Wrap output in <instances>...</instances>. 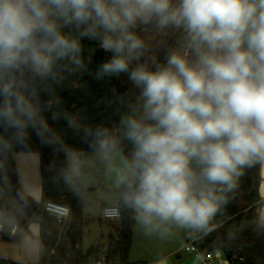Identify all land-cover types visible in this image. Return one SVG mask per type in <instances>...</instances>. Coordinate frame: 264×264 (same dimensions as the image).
Instances as JSON below:
<instances>
[{
	"label": "clouds",
	"instance_id": "obj_1",
	"mask_svg": "<svg viewBox=\"0 0 264 264\" xmlns=\"http://www.w3.org/2000/svg\"><path fill=\"white\" fill-rule=\"evenodd\" d=\"M138 24L183 30L187 51L139 63ZM69 28L102 36L112 56L99 75L126 74L138 90L119 139L96 132L105 154L131 145L116 171L123 204L147 235L206 224L219 193L264 164V0H0V123L41 135L30 85L61 61L82 67Z\"/></svg>",
	"mask_w": 264,
	"mask_h": 264
},
{
	"label": "trees",
	"instance_id": "obj_2",
	"mask_svg": "<svg viewBox=\"0 0 264 264\" xmlns=\"http://www.w3.org/2000/svg\"><path fill=\"white\" fill-rule=\"evenodd\" d=\"M153 24H138L134 32L145 43L139 63H147V41L144 32ZM65 34L79 40V61L76 67L61 61L54 71L55 79L37 81L30 85L35 92L33 100L41 135L31 128L21 134L18 130L0 123V192L4 190V166L13 167V154L17 151H38L41 169V200L32 219L39 223L40 260L25 263L1 259V264H84L100 257L101 246L86 253L81 242L86 221L83 216L84 162L78 160L77 175L68 180L67 152L100 151L97 130L107 129L119 139V122L134 103L138 90L126 74L119 76L99 75L100 66L112 53L101 47L102 36H81L74 29H65ZM182 34L167 40L159 50L157 62L164 63L170 52L180 53L176 47ZM150 47V46H148ZM182 54V53H181ZM136 63V62H134ZM12 81H8L11 86ZM113 151L129 157L131 145L121 140ZM261 163L243 170L235 187L219 193L224 200L217 212L200 227H188L189 239L203 252L221 250L230 264H264V222L257 211L260 201L258 189ZM119 191V189H118ZM46 200L64 203L70 208V216L63 224L43 207ZM122 216L119 219L118 235L111 234L106 248L108 264L128 262L136 224L134 213L119 199ZM1 237H9L1 234ZM104 248V246H103Z\"/></svg>",
	"mask_w": 264,
	"mask_h": 264
},
{
	"label": "rangeland",
	"instance_id": "obj_3",
	"mask_svg": "<svg viewBox=\"0 0 264 264\" xmlns=\"http://www.w3.org/2000/svg\"><path fill=\"white\" fill-rule=\"evenodd\" d=\"M176 34H182V39L178 42L176 49L180 53L187 51L186 34L181 29L172 26L159 28L153 25L144 32L147 41L146 62L151 65L152 60L157 61L160 48L163 44ZM126 156L122 152L110 151L105 154L102 151H69L67 152L68 180L73 179L78 173V160L81 159L85 164L83 174L84 205L83 216L86 221L83 229L84 234L81 242V250L86 253L91 248L101 246L100 257L105 256L103 246L108 244V235L115 233L119 225L117 221H109L102 218V211L105 204H118L120 195L116 187V171L122 167V162ZM41 191L34 197V201L40 202ZM0 202H4L9 207L22 211L17 206L18 203L13 186L8 190L0 192ZM66 222V221H65ZM39 224L32 218L23 226L8 217L0 208V235L7 233L14 239L10 241L0 238V260L3 258L25 261L29 263L37 262L39 256V244L37 234ZM25 233L26 236L20 237L18 234ZM1 264V263H0ZM89 264H94L93 261Z\"/></svg>",
	"mask_w": 264,
	"mask_h": 264
},
{
	"label": "crops",
	"instance_id": "obj_4",
	"mask_svg": "<svg viewBox=\"0 0 264 264\" xmlns=\"http://www.w3.org/2000/svg\"><path fill=\"white\" fill-rule=\"evenodd\" d=\"M13 160H14V164L12 168L8 165L4 166L3 168V176H4L3 192L8 190V188L11 185L13 186V184H17L20 186L21 190L25 194H27L28 196L34 199V197H36V195H38V193L42 191L40 153L38 151H17L13 154ZM258 189L261 198L257 204V211L259 213L261 220L264 222V164H261L260 167V180H259ZM15 204H17V206L22 209L19 202ZM20 212H23V210ZM28 218H32V217H28ZM109 221H117V219L109 220ZM40 232H41V227L39 225V230L37 234L38 244H39L38 235L40 234ZM117 232H118V227L116 228L115 233L111 232L108 235V238L111 234L118 235ZM2 234H5L6 236L9 237L8 241L14 239L12 235H9L7 233H2ZM18 236L20 237L19 239H21L26 235L25 233H20L18 234ZM0 238L3 237H1L0 235ZM4 239L7 240V238ZM190 240L191 239H189L188 237L187 226L179 227L172 224L168 226V231L163 236H161L159 233H153L152 235H147L145 234L144 228L136 221L133 230L132 245L128 256V262L123 264H230V262L224 257L223 252L221 250L213 251L214 257L211 260H207L202 257H197L191 252L186 251L184 246ZM4 259H9V258H4ZM92 261L93 260L85 262L84 264H89ZM21 262H25V261H21ZM25 263H29V262H25Z\"/></svg>",
	"mask_w": 264,
	"mask_h": 264
},
{
	"label": "built area",
	"instance_id": "obj_5",
	"mask_svg": "<svg viewBox=\"0 0 264 264\" xmlns=\"http://www.w3.org/2000/svg\"><path fill=\"white\" fill-rule=\"evenodd\" d=\"M44 209L57 221L63 224L70 216V208L68 205L57 202L54 200H46L43 204ZM122 216L121 207L118 204H106L103 207L102 217L107 220L120 219ZM107 246H104L103 252L106 253ZM185 250L191 252L197 257H202L207 260H211L214 257L213 251L203 253L198 246L195 244L194 239H191L185 246ZM106 256L98 257L94 260L95 264H108L106 261Z\"/></svg>",
	"mask_w": 264,
	"mask_h": 264
},
{
	"label": "water",
	"instance_id": "obj_6",
	"mask_svg": "<svg viewBox=\"0 0 264 264\" xmlns=\"http://www.w3.org/2000/svg\"><path fill=\"white\" fill-rule=\"evenodd\" d=\"M14 194L17 201L20 203L23 212L17 211L9 207L4 202H0V208L10 218H12L19 226L26 223L28 217H32L33 214L39 208V203L34 201L33 198L25 194L19 185L13 184Z\"/></svg>",
	"mask_w": 264,
	"mask_h": 264
}]
</instances>
